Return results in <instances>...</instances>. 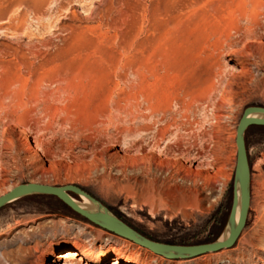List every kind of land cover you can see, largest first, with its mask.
Returning a JSON list of instances; mask_svg holds the SVG:
<instances>
[{"label":"rangeland","instance_id":"374dc122","mask_svg":"<svg viewBox=\"0 0 264 264\" xmlns=\"http://www.w3.org/2000/svg\"><path fill=\"white\" fill-rule=\"evenodd\" d=\"M254 107L264 0H0V196L77 185L152 240L213 242L227 234L237 128ZM246 145L250 208L231 248L167 261L35 194L0 209V264H55L48 249L72 246L84 264H264V126Z\"/></svg>","mask_w":264,"mask_h":264},{"label":"water","instance_id":"95a60500","mask_svg":"<svg viewBox=\"0 0 264 264\" xmlns=\"http://www.w3.org/2000/svg\"><path fill=\"white\" fill-rule=\"evenodd\" d=\"M259 114L255 116V114ZM251 126H264V107H254L240 119L236 144L237 163L233 183V202L227 222V235L209 243L178 245L158 242L143 235L115 215L108 206L77 185L54 186L40 183L20 184L0 196V209L18 199L43 194L57 197L72 211L92 223L116 235L139 244L155 254L173 259H189L208 252H216L234 246L246 226L251 200V168L246 145V131ZM240 186L241 193H237ZM71 193L84 196L90 205L83 207L75 201ZM238 214V220H237Z\"/></svg>","mask_w":264,"mask_h":264},{"label":"bare ground","instance_id":"6f19581e","mask_svg":"<svg viewBox=\"0 0 264 264\" xmlns=\"http://www.w3.org/2000/svg\"><path fill=\"white\" fill-rule=\"evenodd\" d=\"M257 22V21H256ZM255 22V24H256ZM260 23V22H259ZM254 24V23H253ZM242 52V51H241ZM239 54V53H238ZM241 55V54H240ZM231 60V59H230ZM233 61V60H232ZM238 63V60L235 61V64ZM235 70H237L236 68H234ZM242 71L244 70V66L241 68ZM259 114H255V116H258ZM145 156H147V153H145ZM187 176V175H186ZM191 176V175H189ZM191 178V177H190ZM177 193L181 194V195H186L184 193V191L182 190V188L180 187H176V190H175ZM237 193L240 195L241 193V188L240 186L237 187ZM79 198L82 199V201L84 203H81L80 201L76 200L75 198V201L79 203V205L83 206V207H87L89 206L91 203L90 201L84 197V196H80ZM111 210V209H110ZM112 211V210H111ZM113 212V211H112ZM114 213V212H113ZM115 214V213H114ZM116 215V214H115ZM237 220H238V214H237ZM112 233V232H111ZM114 234V233H113ZM227 234H225L226 236ZM119 236V235H117ZM121 237V236H120ZM224 237V236H223ZM222 237V238H223ZM139 245V244H138ZM141 246V245H140ZM34 251L36 252L38 250V246H34ZM20 251H29V250H26L24 249L23 247H20L19 249ZM19 251V252H20ZM32 251V250H31ZM30 252V251H29ZM48 252L50 255H53L54 256V261H55V264H84V262H90L92 259L91 255L89 256H86L84 255V252L81 251L79 248L77 247H67L66 249L64 250H61V251H54V248L53 247H50L48 249ZM32 253V252H31ZM26 255V254H25ZM106 253H103V256L105 257ZM44 256H45V253H42L41 255L39 256H36V260L34 262H32V264H46L44 262ZM161 256V255H160ZM162 257H165V256H162ZM28 257L27 256H22L21 258V264H24L26 261H27ZM167 261H170L169 259H173V258H163ZM114 264H121V262H123L124 264H137L135 263V261L132 259V257L130 256H125L123 254H115V256L113 257V259L111 260ZM86 264V263H85Z\"/></svg>","mask_w":264,"mask_h":264}]
</instances>
